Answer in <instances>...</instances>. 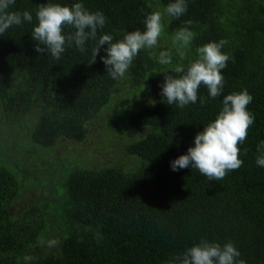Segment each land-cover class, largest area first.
Wrapping results in <instances>:
<instances>
[{
	"label": "trees",
	"instance_id": "trees-1",
	"mask_svg": "<svg viewBox=\"0 0 264 264\" xmlns=\"http://www.w3.org/2000/svg\"><path fill=\"white\" fill-rule=\"evenodd\" d=\"M155 2L191 32L177 64L137 45ZM127 70L152 99L127 119L137 164L45 158ZM33 111L40 202L12 215L27 184L0 163V264H264V0H0L2 122Z\"/></svg>",
	"mask_w": 264,
	"mask_h": 264
},
{
	"label": "rangeland",
	"instance_id": "rangeland-1",
	"mask_svg": "<svg viewBox=\"0 0 264 264\" xmlns=\"http://www.w3.org/2000/svg\"><path fill=\"white\" fill-rule=\"evenodd\" d=\"M153 6L157 34L138 42L137 45L151 56L160 60L162 58V61L163 59L168 61L167 57L171 55L172 62L177 64L176 58L186 56L191 32L170 33L166 25L169 18L165 10L160 3L155 2ZM151 104L152 99L140 94V87L133 82L130 71L127 70L112 87L109 103L87 123L86 137L79 142L59 138L55 146L44 153V157L67 162L74 160L94 168L122 163L126 170H130L137 164V157L128 154L124 145L139 138L145 131L128 126L127 119L135 110ZM35 116L33 111L23 118L20 124L9 125L2 122L0 114V163L11 168L20 183L25 179L27 184L23 186L11 208V214L14 216L33 214L40 202L42 189L38 181L41 179L38 177L42 173L34 165V161L41 160L37 153L40 148H34L30 141ZM37 165L39 169L44 170L45 167L41 166L40 162H37ZM64 168H66L64 163L53 164L42 177L53 185H60L63 179L61 171ZM24 170L27 171L26 177Z\"/></svg>",
	"mask_w": 264,
	"mask_h": 264
}]
</instances>
